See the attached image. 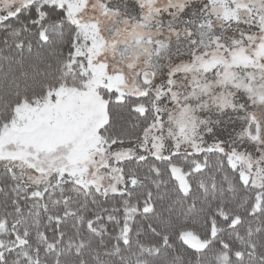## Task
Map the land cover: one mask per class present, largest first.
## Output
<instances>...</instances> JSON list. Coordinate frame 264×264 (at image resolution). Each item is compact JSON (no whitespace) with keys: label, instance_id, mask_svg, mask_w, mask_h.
<instances>
[{"label":"snow or ice","instance_id":"snow-or-ice-1","mask_svg":"<svg viewBox=\"0 0 264 264\" xmlns=\"http://www.w3.org/2000/svg\"><path fill=\"white\" fill-rule=\"evenodd\" d=\"M0 264H264V0H0Z\"/></svg>","mask_w":264,"mask_h":264}]
</instances>
